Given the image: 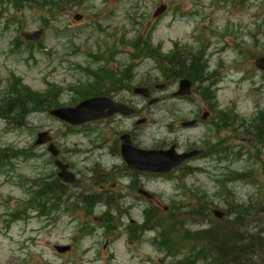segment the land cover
<instances>
[{
  "label": "rangeland",
  "instance_id": "obj_1",
  "mask_svg": "<svg viewBox=\"0 0 264 264\" xmlns=\"http://www.w3.org/2000/svg\"><path fill=\"white\" fill-rule=\"evenodd\" d=\"M29 3L0 0V93L17 79L56 107L108 95L137 106V119L145 122L117 118L72 127L45 111H32L22 126L0 118V264H206L175 230L168 245L155 228L131 240L127 225L143 223L152 210L196 230L219 220L214 209L226 222L235 217L226 216L229 205L251 204L255 211L237 215V232L247 238L264 230V137L254 135L255 125L264 126V73L254 65L264 56V0H61L52 12ZM162 5L166 11L154 16ZM40 28L37 42L20 37ZM149 38L161 47L159 57H171L177 45L192 52L187 58L202 59L189 102L171 100L179 80L161 74L165 58L134 53L133 44ZM136 86L150 87L159 102L148 106L132 93ZM192 119L201 122L181 126ZM41 131L51 134L81 180L64 185V197L37 194L46 184H62L46 146L34 144ZM125 133L139 149L176 142L177 152L206 148V156L166 176L133 172L119 151ZM98 193L111 195L109 206L102 197L92 213L77 207L78 197ZM53 202L59 209L50 211ZM203 205L207 214L188 220L187 212ZM108 210L112 229L101 218ZM60 245L71 249L58 254ZM255 251L251 262L264 264V249Z\"/></svg>",
  "mask_w": 264,
  "mask_h": 264
},
{
  "label": "trees",
  "instance_id": "obj_2",
  "mask_svg": "<svg viewBox=\"0 0 264 264\" xmlns=\"http://www.w3.org/2000/svg\"><path fill=\"white\" fill-rule=\"evenodd\" d=\"M14 1L17 2L18 0ZM60 1L61 0H27L28 3L31 2L29 3L30 9H33V6H36L43 11L48 12L58 9V2ZM63 4L70 3L65 2ZM24 42L28 44L32 43L27 41ZM132 48L134 53H146L149 58H165L163 60L164 68H162L161 74L166 79L173 78L175 80H180L183 78H189L196 83L203 75L204 67L201 64L202 59L200 58L192 60L187 58L184 53L192 52L178 49L177 45H175L174 50L170 52L174 53L171 57H159L157 54L162 53L161 47L154 46L151 43L150 38L148 41L138 40L133 44ZM118 79L121 80L123 77L119 76ZM126 80H128V78ZM199 93L204 99H206L205 94L202 92ZM86 97H88V95L84 96V98ZM52 108H56V106H54V104L51 102V99L48 95L41 96L33 92L30 88L22 85L21 81L17 79L12 81L7 94L0 93V118L11 119L17 126H22L23 120L32 111L48 112ZM223 121L225 122L224 119ZM261 122L264 125L263 119ZM254 131L256 138L258 136L259 139H263L264 126L257 124L255 125ZM5 157L7 158V156ZM35 183L36 186H40V183ZM40 191L37 192L38 195L52 194L54 196H65V186L57 182L46 184L43 188H40ZM69 197L72 198L71 196ZM102 197L107 199L103 203L109 206L111 195L98 193L92 196L83 195L82 199L78 197L77 207L79 209L84 208L88 214L92 213L94 206L97 203L102 202ZM39 199L41 200L40 197ZM56 200H58V198H56ZM198 205L200 207L202 203L198 202ZM70 206L74 207V203H71ZM229 206L230 208L225 214L226 216H235L234 218L228 217L226 218V222L215 220L213 224H208L206 227L201 229L191 230L190 227V229L188 228L185 221L178 224L175 219H168L163 214L156 215L154 210H152L151 212H145V220L143 223L128 224L126 232L131 240H137L139 238V234L155 228L162 231L161 240L163 239L162 242L164 245H168L170 242H175V239L172 241L171 237L169 241L168 236L170 231L173 232V230H175V232L180 233V241L185 242V244H188L190 248H193L190 249V251H193L192 257H196L199 263L202 261L206 264H254L251 262V259L255 255V250L257 248L264 249V236H260L261 234L264 235V230L253 233L252 235H247L246 238V236H242L239 232H237L238 226L235 225V223L237 221L239 223L241 222V220L237 217V215H239L241 212L255 211L256 208L251 204L242 203L235 205L233 208L231 205ZM199 207L190 209L187 212L188 220L191 216L192 218L197 216L195 220H198L202 215L207 214L208 206L203 205V208ZM54 208L56 207L53 206V209ZM40 210L47 212L45 209ZM50 211H53L52 207L50 208ZM101 218H103L108 228L112 229L115 226L113 223L114 219L112 218V212L110 210L103 213ZM181 231H183L182 235ZM174 249L177 250L176 245H174ZM169 251L171 252L172 249H169ZM177 262L180 263L183 261H176L175 263Z\"/></svg>",
  "mask_w": 264,
  "mask_h": 264
},
{
  "label": "water",
  "instance_id": "obj_3",
  "mask_svg": "<svg viewBox=\"0 0 264 264\" xmlns=\"http://www.w3.org/2000/svg\"><path fill=\"white\" fill-rule=\"evenodd\" d=\"M165 6L159 7L155 16L164 13ZM44 29H39L34 32L23 31L21 36L27 41H38L43 35ZM255 66L264 72V57L255 61ZM191 82L187 79H183L179 82L178 91L174 96H188L191 94ZM133 93L140 95L144 98L149 97V91L143 87H136L133 89ZM156 102V100L150 101V104ZM134 113V109L127 105L114 102L105 96H96L84 100L75 107H61L54 108L49 111V115L64 121L72 126L84 125L88 122L111 117L115 114H121L130 116ZM195 122L184 123V126H192ZM121 146L120 153L130 170L143 173L154 174H169L189 159L199 155L200 150H193L187 153H177L176 146H171L166 150H141L136 148L131 140L130 136L124 134L120 138ZM36 145L48 144L47 151L56 157L59 154V150L51 143V136L47 131H41L37 134ZM55 166L59 170L58 177L67 184L79 185L80 181L72 174L68 168V165L62 164L60 161H55ZM214 216L218 219H222L223 213L215 210ZM70 250V246H57L56 251L60 254Z\"/></svg>",
  "mask_w": 264,
  "mask_h": 264
},
{
  "label": "flooded vegetation",
  "instance_id": "obj_4",
  "mask_svg": "<svg viewBox=\"0 0 264 264\" xmlns=\"http://www.w3.org/2000/svg\"><path fill=\"white\" fill-rule=\"evenodd\" d=\"M192 87H193V85H192ZM146 88H148V90L149 91H151V89H150V87H146ZM151 93H152V91H151ZM153 95V94H152ZM192 96H193V93H192V95L191 96H189V97H171V100H179V101H184V102H189L191 99H192ZM152 96H150L149 98H147V99H144V100H147V103H148V106H151V105H155V104H157L158 102H159V99H158V102H156V103H154V104H150V101H152V99H154V98H151ZM143 99V98H142ZM117 101V100H116ZM118 102H121V103H125V104H127V105H129V106H131V107H133L134 109H135V114H133V116H130V117H124V116H121V115H115V116H113V117H111V118H109V119H105V120H103V121H100V122H95V123H92L91 125H93V124H98V125H103L105 122H107L108 120H111V121H113V120H115V119H117V118H126V119H129V120H137L136 121V125H139V124H142V123H144L145 122V119H137V117H138V114H139V111H140V109L137 107V106H135L134 104H132V103H126V102H124V101H122V100H120V101H118ZM192 120H196L197 121V123L194 125V126H191V127H187V129H189V128H193V127H196V126H198L199 125V123L201 122V120H199V119H192ZM185 121H183L182 123H181V126L183 127V123H184ZM183 128H185V127H183ZM177 144L178 143H173V145H176L177 146ZM203 152L201 153V157H205L206 156V148L205 149H201ZM190 151V150H189ZM211 155V154H210ZM58 159H60L62 162H64V163H66L65 161H64V157H63V153H62V151H61V153L59 154V156H58ZM67 164V163H66Z\"/></svg>",
  "mask_w": 264,
  "mask_h": 264
}]
</instances>
